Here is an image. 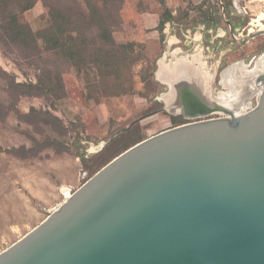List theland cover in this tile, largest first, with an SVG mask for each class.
I'll return each mask as SVG.
<instances>
[{
	"label": "rangeland",
	"instance_id": "obj_1",
	"mask_svg": "<svg viewBox=\"0 0 264 264\" xmlns=\"http://www.w3.org/2000/svg\"><path fill=\"white\" fill-rule=\"evenodd\" d=\"M37 2L42 7L20 16L35 31L49 24L48 5L87 10L84 0ZM107 4L120 17L116 40L137 45L139 60L132 68V89L127 93L102 87L96 99L87 80L88 75L91 81L96 78L93 70L79 74L69 62L43 48L32 52L0 39V252L59 208L68 191L74 193L104 167L120 144L105 147L132 126L136 129L130 140L137 136L144 140L181 124L230 116L236 114V108L238 113H246L258 105V96H250L249 76L240 72L224 76V72L237 62L253 69L264 53V34L249 37L264 28V20L260 26L255 21L264 14V0H166L165 5L159 0H108ZM165 7L174 18L160 30L157 27ZM178 67L181 70L175 73ZM46 69L61 75L62 99L42 95L15 98L2 74L4 70L18 82H36ZM163 75L171 77L169 82ZM198 86L209 91L210 114L191 119L171 114L167 100H178ZM32 107L59 116L67 133L60 137L49 126L23 120L20 113H28ZM46 136L63 141L67 151L47 148L29 158L5 151L31 147L34 138Z\"/></svg>",
	"mask_w": 264,
	"mask_h": 264
},
{
	"label": "water",
	"instance_id": "obj_2",
	"mask_svg": "<svg viewBox=\"0 0 264 264\" xmlns=\"http://www.w3.org/2000/svg\"><path fill=\"white\" fill-rule=\"evenodd\" d=\"M249 78L262 84L253 110L132 145L0 252V264H264V74ZM204 92L167 100L170 113L210 114Z\"/></svg>",
	"mask_w": 264,
	"mask_h": 264
},
{
	"label": "trees",
	"instance_id": "obj_3",
	"mask_svg": "<svg viewBox=\"0 0 264 264\" xmlns=\"http://www.w3.org/2000/svg\"><path fill=\"white\" fill-rule=\"evenodd\" d=\"M37 1L0 0V39L4 43L32 52H40L43 48L69 62L79 74L93 70L96 78L91 81L88 75L87 80L91 96L96 99L98 89L102 87L122 93L132 89V68L139 60L135 50L137 45L133 41L116 40L114 33L116 27L120 26V17L117 10L108 6V0H104V6L93 0H84L87 10H64L56 5H48L49 24L35 31L29 22L21 21L20 16L32 9ZM160 2L165 5L164 0ZM165 8L163 19L157 27L160 30L166 21L174 18L172 11ZM39 39H42V44ZM2 74L7 78L9 90L15 98L23 95H42L62 99L64 96L61 75L49 69L43 70L36 82H18L4 70ZM20 116L29 123L49 126L60 137L67 133L63 120L50 110L32 107L30 112L20 113ZM135 129L136 126H132L105 147L108 149L120 144V147L110 154L107 163L142 140L139 136L130 140L135 134ZM34 141L35 144L31 147H13L5 151L21 158H29L40 155L47 148H53L59 153L68 149L63 141L51 136H46L43 140L34 138Z\"/></svg>",
	"mask_w": 264,
	"mask_h": 264
},
{
	"label": "bare ground",
	"instance_id": "obj_4",
	"mask_svg": "<svg viewBox=\"0 0 264 264\" xmlns=\"http://www.w3.org/2000/svg\"><path fill=\"white\" fill-rule=\"evenodd\" d=\"M262 20H264V14L261 15L258 19H255V21L257 22V25L258 26L263 25L262 24ZM260 29H264V28H260ZM191 68H193V67L191 66ZM195 69L196 68H193L192 72H194V73L197 72V70H195ZM178 70H181L180 67L177 68V70L175 71V73ZM187 71H188V69H187ZM189 72L191 73V71H189ZM234 72L235 73L236 72H240L244 76H251L253 78H256V76H258V75L264 74V54L257 59L256 64H255V66H254L253 69H250L249 66H248V64H245V63L241 62V63L233 64V65L229 66L225 70V74L226 75L231 74V73H234ZM166 79H167L166 81L169 82V80L171 79V77L168 76V77H166ZM223 83H225V82H223ZM250 89H254L253 95L259 96L261 94V91H262V84L260 85L258 82H256V84H251V88ZM205 91L206 92H204V95L207 96L208 93H209V91H208L207 88H206ZM243 95H245V94L243 93ZM251 95H252V93H251ZM164 98H167V96H165ZM233 109L235 110V108H233ZM237 109L238 108H236V112L235 113L236 114H240V113H238L239 110H237ZM69 195H70V192L68 191L67 192V197H69Z\"/></svg>",
	"mask_w": 264,
	"mask_h": 264
},
{
	"label": "crops",
	"instance_id": "obj_5",
	"mask_svg": "<svg viewBox=\"0 0 264 264\" xmlns=\"http://www.w3.org/2000/svg\"><path fill=\"white\" fill-rule=\"evenodd\" d=\"M165 1V4H166V0H164ZM159 2H160V0H159ZM161 3V2H160ZM40 4H42V3H39V2H37L36 3V5L32 8V9H36V8H38V7H42V5H40ZM162 4V3H161ZM32 9H30V10H32ZM30 10H28V11H30ZM161 22V21H160ZM159 26V25H158Z\"/></svg>",
	"mask_w": 264,
	"mask_h": 264
},
{
	"label": "flooded vegetation",
	"instance_id": "obj_6",
	"mask_svg": "<svg viewBox=\"0 0 264 264\" xmlns=\"http://www.w3.org/2000/svg\"><path fill=\"white\" fill-rule=\"evenodd\" d=\"M237 63H241V62H237ZM244 63V62H243ZM236 64V63H235ZM235 73V72H234ZM228 75H230V74H228ZM227 75V76H228ZM224 76H226V74H225V72H224ZM162 78H164L163 80H165L166 79V76H162ZM224 82H225V84H227V79H224Z\"/></svg>",
	"mask_w": 264,
	"mask_h": 264
}]
</instances>
